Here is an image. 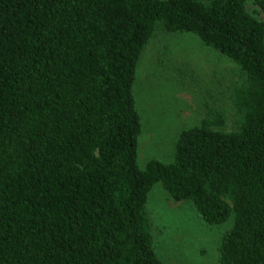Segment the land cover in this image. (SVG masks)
<instances>
[{"label":"trees","instance_id":"obj_1","mask_svg":"<svg viewBox=\"0 0 264 264\" xmlns=\"http://www.w3.org/2000/svg\"><path fill=\"white\" fill-rule=\"evenodd\" d=\"M157 28L234 71L226 105L142 168L133 86ZM159 182L206 224L233 219L218 264H264V19L245 0H0V264H164Z\"/></svg>","mask_w":264,"mask_h":264},{"label":"rangeland","instance_id":"obj_2","mask_svg":"<svg viewBox=\"0 0 264 264\" xmlns=\"http://www.w3.org/2000/svg\"><path fill=\"white\" fill-rule=\"evenodd\" d=\"M246 9L258 19L264 15L255 0ZM234 64L203 46L191 34L157 28L146 44L133 86L141 115L138 164L149 158L169 162L179 132L201 118L206 105L225 106ZM225 128L234 126L227 114ZM148 213L154 223L156 252L164 264H218L219 244L233 219L206 224L188 201L172 199L161 183L148 193Z\"/></svg>","mask_w":264,"mask_h":264}]
</instances>
